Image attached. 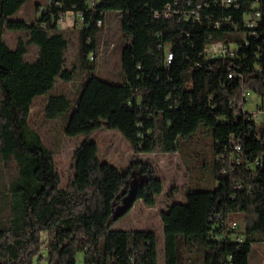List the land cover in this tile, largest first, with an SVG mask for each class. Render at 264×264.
<instances>
[{
  "label": "trees",
  "instance_id": "trees-1",
  "mask_svg": "<svg viewBox=\"0 0 264 264\" xmlns=\"http://www.w3.org/2000/svg\"><path fill=\"white\" fill-rule=\"evenodd\" d=\"M25 1L0 0V160L17 167L9 184L10 216L0 227V264H158L155 232L111 228L114 217L136 201L156 205L163 192L156 169L140 160L121 172L101 161L97 144L86 140L74 153V179L61 188L55 152L29 125L36 96L48 94L49 119L70 108L66 95L50 93L57 77L67 82L74 77L65 67L68 41L56 28L59 12L68 10L85 14L79 55L87 70L94 69L88 56L96 49V20L110 11L121 14L125 79L114 84L89 76L66 135L104 127L118 131L138 153H172L179 138L192 137L200 125L208 128L217 185L213 191L188 193L186 203L162 213L165 264H249L251 245L264 243V123L256 124L239 106L247 92L264 103V16L256 35L243 22L252 0H239V9L218 0H100L92 8L87 0H46L36 5V21L9 20ZM166 4L171 17L164 14ZM7 29L28 30V44L40 48L35 62L24 59L25 42L8 47ZM232 39L235 57L205 56L207 45L230 46ZM167 43L175 55L170 67L158 50ZM238 213L244 214L242 230L229 227ZM43 234L46 249L41 248Z\"/></svg>",
  "mask_w": 264,
  "mask_h": 264
},
{
  "label": "rangeland",
  "instance_id": "rangeland-1",
  "mask_svg": "<svg viewBox=\"0 0 264 264\" xmlns=\"http://www.w3.org/2000/svg\"><path fill=\"white\" fill-rule=\"evenodd\" d=\"M45 4L46 0H26L22 7L9 20H23L34 22L39 13L36 5ZM97 34L96 55L94 69L87 70L81 67L80 62V32L81 29H68L63 32L68 41L65 50V67L74 70L71 81L56 78L55 86L50 93L66 95L70 100V108L55 119L45 115V105L48 94L36 96L33 99L29 125L39 133L45 145L55 152V163L60 173V187L66 188L75 176V150L86 140L95 142L98 146V157L108 162L119 171L125 172L134 161L150 163L157 171V177L163 181V192L156 196V205L148 207L138 200L128 212H122L114 217L111 224L116 230L147 229L156 233L158 237V264H165L164 256V229L162 213L174 203H186L187 194L194 191H213L216 181L213 174L214 142L211 131L200 125L195 134L183 140L179 138L178 151L166 153H138L118 131L100 127L90 134L68 136L65 128L68 119L76 104V98L82 90L84 81L89 76L114 84L124 82L122 70V48L124 37L121 30V14L116 11L107 13ZM3 39L9 48L15 49L19 41L27 45L24 59L35 62L40 53L36 44H28V30H5ZM245 110L257 115L264 109L262 100L251 92L245 102ZM264 123V115L262 119ZM17 177V167L13 161L0 160V227L7 224L10 216L9 184ZM172 191V196L169 192ZM237 222L239 229L244 228V214H233L231 223ZM240 231L237 235H241ZM42 249L48 248L46 235L43 234ZM46 252H43L45 254ZM249 264H264V243L256 242L251 245Z\"/></svg>",
  "mask_w": 264,
  "mask_h": 264
},
{
  "label": "built area",
  "instance_id": "built-area-1",
  "mask_svg": "<svg viewBox=\"0 0 264 264\" xmlns=\"http://www.w3.org/2000/svg\"><path fill=\"white\" fill-rule=\"evenodd\" d=\"M206 1V0H205ZM220 1V4L225 7V8H231L234 7L236 9L240 8L239 0H218L217 3ZM100 0H87V7L92 8L94 7ZM166 10H165V15L166 17H171L172 13L170 12L171 4H166ZM201 5H198V8H200ZM193 20H198L199 19V12L198 9L197 11H193ZM162 15L160 12H155V17L159 18ZM264 16V0H252L250 2V7L249 11L244 14V26L245 29L249 31V34L251 35H256V32L254 31L255 28L258 26L259 21L263 18ZM187 17V15H185ZM106 18V16L104 17ZM231 20V17L226 18V21ZM85 23V14L83 11H76V10H68V11H61L58 14V17L56 19V28L60 31H66L68 29H77V28H83ZM96 26L98 28H103V26H98V19L96 20ZM216 26L220 27L221 22H216ZM238 38H242V34L237 33ZM244 39V38H243ZM235 40V39H234ZM233 39L230 41V46H227V44L223 41H217L214 43H211L206 46L205 48V56L207 58H226V57H235V49H234V44L235 42ZM158 50H162L164 54V65L165 67H170L175 59L174 51L172 49V45L170 43H167L165 45H160L158 47ZM96 55V49L94 51H91L89 53V60L90 62L94 63ZM229 77H233V74H230ZM251 95V92H247L244 96V101L239 104L240 107H245L246 106V101L249 99ZM263 103V102H262ZM264 105V103H263ZM250 113V112H249ZM252 115V118L256 124H261L263 115H264V109L261 110L257 115ZM237 152H241V147L239 145H236L235 147ZM236 161H239L238 157H235ZM230 228H237L239 229V224L237 222H230L229 223ZM237 240H241L240 237L237 238ZM39 264H44L42 261L39 262Z\"/></svg>",
  "mask_w": 264,
  "mask_h": 264
},
{
  "label": "bare ground",
  "instance_id": "bare-ground-1",
  "mask_svg": "<svg viewBox=\"0 0 264 264\" xmlns=\"http://www.w3.org/2000/svg\"><path fill=\"white\" fill-rule=\"evenodd\" d=\"M104 19H105V18H103V20H99V21H98V26H102V25H103Z\"/></svg>",
  "mask_w": 264,
  "mask_h": 264
}]
</instances>
